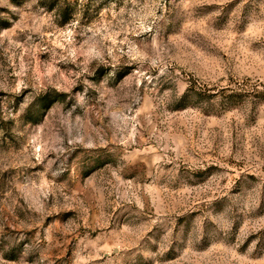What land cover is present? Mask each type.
Returning a JSON list of instances; mask_svg holds the SVG:
<instances>
[{
	"label": "rangeland",
	"instance_id": "374dc122",
	"mask_svg": "<svg viewBox=\"0 0 264 264\" xmlns=\"http://www.w3.org/2000/svg\"><path fill=\"white\" fill-rule=\"evenodd\" d=\"M58 1L0 0V264H264V0Z\"/></svg>",
	"mask_w": 264,
	"mask_h": 264
},
{
	"label": "trees",
	"instance_id": "16d2710c",
	"mask_svg": "<svg viewBox=\"0 0 264 264\" xmlns=\"http://www.w3.org/2000/svg\"><path fill=\"white\" fill-rule=\"evenodd\" d=\"M13 1H16V0H13ZM66 0H63V3H62V0H59L58 2H57V4H59V6L61 5V4H65L64 6L65 7H63V8H65L64 9V11H63V18H65V17H67L68 16V14H69V12H68V10L66 9V5H68L66 2H65ZM61 8H62V5H61Z\"/></svg>",
	"mask_w": 264,
	"mask_h": 264
}]
</instances>
